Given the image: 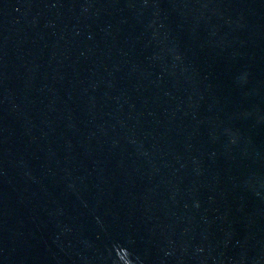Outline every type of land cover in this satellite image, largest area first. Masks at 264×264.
Wrapping results in <instances>:
<instances>
[{
    "label": "water",
    "instance_id": "1",
    "mask_svg": "<svg viewBox=\"0 0 264 264\" xmlns=\"http://www.w3.org/2000/svg\"><path fill=\"white\" fill-rule=\"evenodd\" d=\"M0 264H264V0H0Z\"/></svg>",
    "mask_w": 264,
    "mask_h": 264
}]
</instances>
